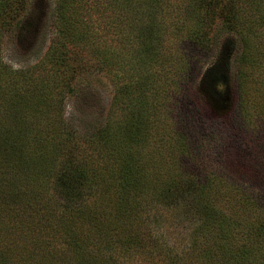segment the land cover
I'll use <instances>...</instances> for the list:
<instances>
[{"label": "rangeland", "instance_id": "374dc122", "mask_svg": "<svg viewBox=\"0 0 264 264\" xmlns=\"http://www.w3.org/2000/svg\"><path fill=\"white\" fill-rule=\"evenodd\" d=\"M167 2L171 7H178L179 3L181 14L187 17L196 16L194 9H199L201 6L200 0H167ZM189 3L190 9H186ZM236 3L239 16L245 18L244 21L250 28L248 31L252 34L245 33L243 38L224 34L221 36L220 46L216 48L215 45L213 47L209 44L210 47L200 50L190 38L192 33L189 27L186 29L183 27L181 32L172 30V33L164 37L165 47L161 48L160 58L164 61L163 64L158 67L139 66L135 70L137 78H142L146 83V86H143L144 90H140L145 92L143 98L139 97V88L134 92L125 90L124 107L118 108L114 104L116 87L110 78L96 67L83 70L84 76L77 86V91L60 95L56 102L36 101L32 95L34 90L27 93L23 91L25 96L18 100L12 98L10 93L5 102L14 101L12 107H17L21 114L14 115L15 112L10 114L8 107L11 108V104H8L5 109L3 108L1 114L3 116L0 117L8 124L24 117L26 127L32 134L42 133L46 136L38 143L35 142L32 148H26L24 158L27 167L37 168L34 170L35 173H41L47 179L40 181L39 184L35 182L30 185L31 188L28 187L29 189L20 192L18 196L22 199L19 201L23 206L17 211H27L25 214L28 217L35 213L34 207L37 204L39 207L46 204L48 210L52 209L53 212L60 214L65 206L73 208L69 201L71 200L83 204L87 214L85 220L89 221L92 215L102 217L104 214L105 218L107 214L103 213L98 205L96 207L98 212L94 213L88 201L100 199L99 197L102 196L97 192H102L98 190L100 186L115 180L116 176L120 175L119 171L122 167L130 162L133 170L142 169L143 173L139 176L142 182L139 184L137 195H133L130 199L139 216L132 219L129 232L141 239L143 248L135 249L137 254L134 249L133 252L127 251L124 254L121 242L114 235L109 240V244L114 245L109 251L106 250L104 256L99 257L101 264H107L106 259L115 261V264H170L171 257L174 256L185 258L190 264L195 260L194 264H196V259L199 257L197 250L200 247L203 249L204 246V236L196 233L201 223V212L194 201L193 192L189 193V184L186 182L183 186L184 180L192 176L203 177L209 171L216 170L239 181L246 191L251 189L264 193V139L258 138L264 135V0H237ZM36 5L38 17L35 20L34 32H28L23 38L9 32L0 37V56L4 63L12 66L11 69L30 68L36 64L46 55L55 36L56 0H36ZM257 8H259L258 21L252 22L250 19H255L252 15ZM106 14L109 12L106 11ZM193 19L195 20V17ZM214 33L213 31L212 34L215 35ZM139 41L140 39L136 40L134 45H136V53L142 48L137 55V59L140 60L144 57V48L147 45H162L161 40L141 41V44ZM127 70H130V67H123L122 74H126ZM242 82L245 100L250 109L246 116L248 127L239 130L237 124L233 122L232 115L238 105L239 84ZM8 86L10 85L0 78V94L4 93V89ZM179 86L182 87V91ZM129 97L134 98V102L127 100ZM191 101L200 109L202 119L205 118L203 120H206L207 128L213 133L212 138H215L214 141L204 143L197 142L198 139L194 140L195 157L183 156L182 150L187 148L188 141L182 133L187 131L181 128L179 122V117L183 114L179 111L181 106ZM2 105L0 102V106ZM55 130L60 133L63 130L72 132V135L81 136L83 139L78 138L77 143L74 137L76 144L58 147L53 152L51 146L54 147L60 139L54 136ZM253 130L256 133L252 132ZM187 133L192 131L189 130ZM65 137L69 136L66 134ZM171 150H175L179 155L174 156ZM6 152L10 156H4L0 151V191L3 195H8V187H14L15 182L11 183V176L18 179L23 175L20 170H8V165L15 163L16 158L8 150ZM34 153H37L41 160L38 166L36 162H28L30 158L35 157L31 156ZM130 153L133 157L129 159ZM85 156L90 162L95 163L94 166L107 168L105 172L107 180L104 178L99 180L101 183H98L99 188L98 184L95 186V190L90 188L85 194L75 191L66 199L67 194L59 193L55 182L64 164L78 166L77 164L83 159L86 160ZM177 166L182 167L179 168L182 174L179 173L178 181L175 182L179 184L172 199H176L170 200L167 198L169 196L167 193L159 195V192L164 180L167 179L166 172H176ZM2 175L5 180H2ZM158 176L164 182L161 180L154 182L151 191L158 189V192L156 195L150 194L149 185L145 186V184ZM220 187L232 195L231 186L222 184ZM23 192L29 194L24 195ZM78 193L82 196L80 197ZM237 193L238 197L243 191L239 190ZM26 196L29 202L31 201L30 205H27L28 202L24 205ZM227 196L224 194V199ZM4 198L0 200V225L12 219L11 216L15 217L13 212L16 213V210L11 208L10 211L2 202ZM224 199H222L223 204L217 202V208L226 209L227 203H224ZM236 200L237 198L232 199L231 206L234 209L242 208ZM110 209L113 210L114 207ZM240 211L244 216L243 219L250 220L251 223L257 215V212L249 215L245 211ZM64 218L55 219L57 220L55 230L49 232L50 228H47L48 233L43 232L46 240H42L41 243H44L45 249L60 250L69 246V235L64 232L66 228ZM96 222L98 220H93L84 227L92 228ZM67 224L73 225L70 222ZM30 225L26 223L27 227ZM208 227L205 228L209 229ZM15 234L20 238L17 232ZM157 244L164 246V252L159 255L152 249Z\"/></svg>", "mask_w": 264, "mask_h": 264}, {"label": "trees", "instance_id": "16d2710c", "mask_svg": "<svg viewBox=\"0 0 264 264\" xmlns=\"http://www.w3.org/2000/svg\"><path fill=\"white\" fill-rule=\"evenodd\" d=\"M236 1L200 0V8L194 9L197 15L187 17L181 14L179 3L178 7H171L167 0H56L54 20L56 33L46 55L30 68L18 70L11 69L12 66L4 63L0 56V78L10 85L4 89V93L0 94L1 105L4 104L0 106V116H3L1 115L3 108L5 109L8 104H11V108L8 107L10 114L12 112H15L14 115L21 114L17 107H12L14 101L5 102L10 93L12 98L15 97L18 100L25 96L24 92L34 90L32 95L36 101L56 102L60 95L77 91L84 71L90 67H96L97 70L105 73L115 85L114 104L118 108L126 104L125 90L134 92L139 88V97L143 98L145 92L140 90H144L143 86H146V83L142 78H137L135 70L139 66L158 67L163 64L164 61L160 58L161 48L165 47L164 37L172 33V30L181 32L183 27L185 29L189 27L192 33L190 38L200 50L210 47L209 44L217 48L224 34L240 38H243L245 33L252 34L248 31L250 28L244 21L245 18H241L237 12ZM190 7L189 3L186 9ZM258 10L259 8L252 15L256 20L250 19V21H258ZM106 11L109 14H106ZM104 12L105 17H103ZM37 13L36 0H0V37L9 32L23 38L28 32H34ZM213 31L215 35L212 34ZM138 39H140V44L141 41L154 42L155 39L159 42L161 40L162 45L149 44L146 48L142 46L145 53L143 59L140 60L137 59V55L140 54L142 48L136 53V45H134ZM123 67H130V70L122 74ZM179 88L182 91V87L179 86ZM239 91L238 105L232 118L237 124V129L242 130L245 126L248 127L246 116L250 109L245 100L243 82L239 84ZM128 99L134 102V98L129 97ZM179 111L183 112L179 117L181 128L187 132L192 131V133H182L188 141L187 148L182 150L183 156L195 157L194 140L198 139L197 142L204 143L214 141L215 138H212L213 133L210 129L208 130L207 122L203 120L204 117L202 119L200 109L194 102L182 105ZM26 126L24 117L12 124L6 123L0 117V151L4 156H10L6 152L8 150L16 158L15 163L8 165V170H20L23 173L18 179L11 176V183H15L14 187H8V195H3L0 191V200L5 197L2 202L9 207L10 211L11 208L16 210V213L13 212L15 217L11 216L12 219L0 225V264H101L99 257L104 256L107 253L106 250L109 251L114 245L109 244V240L114 235L121 242L124 254L127 251L137 252L135 249L143 248L141 239L129 232L132 219L139 216L138 210L135 211L136 207L131 204L130 199L133 195H137L139 184L142 182L139 176L143 173L142 169L133 170L130 162L122 167L119 171L120 175H117L115 180L99 188L98 183H101L99 180L106 179L107 168L94 166L95 163L90 162L85 156L86 160L83 159L77 164L78 166L64 164L55 182L58 192L67 194L66 199L73 195L72 192L79 191L85 194L98 184V190L102 192L96 191L102 197L89 199L88 202L94 213L98 212L96 208L98 205L102 212L107 214L106 219L102 214V217L92 215L89 221L85 220L87 214L83 204L69 199L73 208L65 206L60 214L53 212L52 209L48 210L49 207L46 204L41 207L37 204L34 207L35 213L28 217L25 214L27 211H17L20 206H23L19 201L22 199L18 196L20 192L31 188L30 185L35 182L39 184L40 181L47 179L45 175L35 173L34 170L37 168L25 165L26 148H32L35 142L38 143L46 137L42 133L32 134ZM55 132L54 136L60 139L58 144L51 146L53 152L58 147L63 148L76 144L74 137L77 143L78 138L83 139L81 136L72 135V132L64 130L62 133L56 130ZM252 132L256 133L254 130ZM196 133L198 134L195 136ZM66 134L68 138L65 137ZM258 138L264 139V135ZM171 153L176 157L179 155L175 150H171ZM36 154L31 155L35 157L30 158L28 162H36V165L39 161L41 162L39 155ZM131 157L133 156L130 153L129 159ZM179 168L182 167H175L176 172H166L165 182L158 176L145 184V186L149 185L150 194H157L158 189L152 192L151 187L154 182L161 180L164 184L159 195L167 193L168 199L175 200L176 198L172 199V197L179 184L175 182L178 181L179 173L182 174ZM46 172L48 173L47 167ZM1 178L5 180L3 175ZM186 182L189 184V193L193 192L194 201L201 212V223L196 233L204 236L203 249L200 247L197 250L199 257L196 259V264H264V193L251 189L246 191L239 181L216 170L209 171L203 177H189L184 180L183 186ZM222 184L231 186V190L236 193L230 190L232 194L230 195L223 191V187H220ZM18 187H20L19 190ZM239 190L243 193L237 197ZM23 194L29 193L23 192ZM224 194L228 195L225 199ZM234 198H237L236 203H239L242 208L234 209L231 206ZM222 199L225 200L224 203H227L226 209L217 208V202L221 204ZM26 202H28L27 205L31 203L27 196L24 205ZM179 202L180 200L177 204ZM240 210L249 215L257 212V215L251 223L250 220L243 219L244 216ZM21 212L24 213L21 214ZM62 217L66 220L64 232L69 235V246L60 250L45 249L44 243H41L42 240H46L43 232L48 233L47 228H50L49 232L55 230V223H57L55 219ZM93 220H98V222L94 223V227L86 229L84 225ZM68 222L73 225H68ZM26 223H30L31 228L27 227ZM56 231L58 233L59 230ZM152 249L158 255L164 252V246L159 244ZM171 258L170 264H190L185 261V258L175 256ZM106 260L107 264L116 263L109 259ZM192 262L194 264L195 260Z\"/></svg>", "mask_w": 264, "mask_h": 264}]
</instances>
